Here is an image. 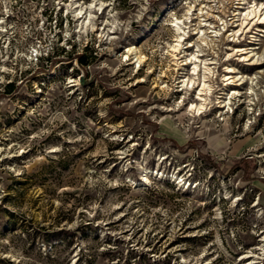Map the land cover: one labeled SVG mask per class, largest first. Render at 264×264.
I'll use <instances>...</instances> for the list:
<instances>
[{
	"label": "rangeland",
	"instance_id": "374dc122",
	"mask_svg": "<svg viewBox=\"0 0 264 264\" xmlns=\"http://www.w3.org/2000/svg\"><path fill=\"white\" fill-rule=\"evenodd\" d=\"M79 1L104 2L94 29L73 0H9L0 28V264H264V57L232 49L257 32L264 53L258 17L230 46L238 0H197L187 18L191 0ZM175 17L184 45L200 20L221 30L202 114L200 81L186 88L169 53ZM229 63L254 83L228 112Z\"/></svg>",
	"mask_w": 264,
	"mask_h": 264
},
{
	"label": "bare ground",
	"instance_id": "6f19581e",
	"mask_svg": "<svg viewBox=\"0 0 264 264\" xmlns=\"http://www.w3.org/2000/svg\"><path fill=\"white\" fill-rule=\"evenodd\" d=\"M223 2V0H220ZM197 0H191L190 4L187 5L188 6V12L186 13V18L189 17L188 13L191 11V9H193V7L197 6L196 4ZM205 1H202L200 4H203ZM233 2H235L233 0ZM252 1L250 0H238V4L239 6H237V8L234 10V18L236 16H238V20H241V24H237V27L239 25H241V27H234L232 30V33L228 36V45L231 46V42L233 40H235V37L237 35L238 32H241L242 30V26L245 25L247 23V25L245 27H247L249 24L252 23V21H254L256 17H258L257 21L255 22V25L257 26V30L259 31H264V28H259L260 23H262L264 21V12H261L262 10H260L261 8L259 7V5L255 2L250 4ZM73 4V8H74V14L77 17V20L81 21L79 24V29L84 30L85 28L88 30L89 28L94 29V24L92 23V8L96 7L97 5H100V8H102L104 6V2H100L97 3L96 1H92L89 5L88 4H84L81 3L79 0H73L72 2ZM246 4H250L249 7H246ZM242 5V6H241ZM260 8V9H259ZM199 10H203V7L200 6ZM209 13V12H208ZM245 14V16L243 17V15ZM200 17V16H199ZM221 19H224L223 17H221ZM193 21V20H191ZM226 21V20H225ZM236 21V20H235ZM185 23H187L185 20H183L180 17H175L174 19H172L171 23H168L170 26H173L174 30H175V43L170 44V49H169V53L170 55L173 57V59H175L176 64L178 65L177 68L180 70L182 69V75L179 76L180 78L183 77L182 80H180V82L183 83V85L187 88L189 87V85H191L192 83H197L198 81H200L201 87L198 91L199 93V97H200V101H198L197 103L192 102L191 105V113L193 115H195V113H200L202 114V111H204L205 109H208V107L212 104V95L214 93H219V91H217L215 89V79H214V75H215V67L218 64V58L215 57L214 55L212 57H209L207 53H205V51L209 48V50L211 48H214L213 45L216 41L215 37L217 38L220 33V29H217V27L215 26V29L213 28V30H210L211 26L207 25L206 23L203 24L202 21L200 20L199 25H197L196 23V27H194V32L192 33V35H190L187 45H184V41L186 38H184L185 34H187V29H186V25ZM195 24V23H193ZM225 26V25H224ZM254 28V27H253ZM85 29V30H86ZM105 29V28H104ZM80 30V31H81ZM84 30V31H85ZM230 29H227V31H229ZM241 30V31H240ZM245 31V29L242 31V33ZM203 32V34H201ZM213 32H215V34H213ZM198 35V37L196 36ZM233 37V39H229L230 37ZM259 33H255L254 36L252 37L253 39L250 41L249 44H245L246 46L243 45H239V46H233V48L236 49L237 52H240L239 57L243 60H248L249 61V65L250 64H262L263 63V57H264V53H259V51H256V49L258 48L256 46V44L260 43L259 42ZM227 37V36H226ZM224 38H225V34H224ZM184 39V40H183ZM218 39V38H217ZM195 47V49H194ZM208 47V48H207ZM230 48V47H228ZM132 48L130 47L129 50H131ZM136 49V48H134ZM191 50V51H190ZM214 51V50H213ZM182 54V56H179V54ZM238 55V54H236ZM137 56V61H139L140 63L145 61V59L142 58L141 55H139V53H136ZM130 63V62H129ZM193 64V70L194 72H192V74L186 73L185 69L187 68V66H189L190 64ZM203 63V72L201 75V72L198 71L197 69L199 67H202L201 64ZM213 65H215L213 67ZM260 67V66H259ZM8 68L3 65L0 68V74L1 72H5ZM227 71L226 73L223 75L225 78H223V82H226L225 85L229 88L226 87H222L220 89L224 90L222 93L225 94V96H221L219 94V96H217V98L219 99V108L222 109V111L226 108H228V112L233 108L232 106V101L234 98L241 96L242 91L240 90L241 87L245 84H247L248 79H246L244 74L240 75V72L238 70V66L235 63L232 64H228L227 66ZM258 70V69H257ZM198 71V72H197ZM197 72L196 75H193ZM258 72H263V70H259ZM243 73V72H242ZM222 78V77H221ZM217 80V79H216ZM248 83H254V79L251 78L249 79ZM233 84L234 87H232L231 85ZM253 85V84H252ZM251 86L252 90L253 86ZM213 88L215 89L213 91ZM217 88V87H216ZM218 89V88H217ZM219 89V90H220ZM189 92V88L186 89ZM186 91V92H187ZM222 98V99H221ZM227 112V113H228ZM180 138V137H179ZM147 172H155L157 174H161L163 175L164 173L161 172L159 169L155 170V168H147L144 176V179L147 180ZM161 172V173H160ZM171 179H179V177L175 174H171L170 175ZM143 180V179H141ZM144 181V180H143ZM182 182V180H181ZM135 184V183H134ZM253 259H250L249 261H247V264H257L259 262V257H252Z\"/></svg>",
	"mask_w": 264,
	"mask_h": 264
},
{
	"label": "built area",
	"instance_id": "2783aa9c",
	"mask_svg": "<svg viewBox=\"0 0 264 264\" xmlns=\"http://www.w3.org/2000/svg\"><path fill=\"white\" fill-rule=\"evenodd\" d=\"M4 5L3 12L0 13V28L1 25L4 26L5 30L3 31L9 38V0H0Z\"/></svg>",
	"mask_w": 264,
	"mask_h": 264
},
{
	"label": "trees",
	"instance_id": "16d2710c",
	"mask_svg": "<svg viewBox=\"0 0 264 264\" xmlns=\"http://www.w3.org/2000/svg\"><path fill=\"white\" fill-rule=\"evenodd\" d=\"M79 60L81 64H85L86 58L83 55H79Z\"/></svg>",
	"mask_w": 264,
	"mask_h": 264
}]
</instances>
